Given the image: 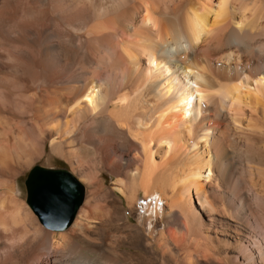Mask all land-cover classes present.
Segmentation results:
<instances>
[{"label":"bare ground","instance_id":"obj_1","mask_svg":"<svg viewBox=\"0 0 264 264\" xmlns=\"http://www.w3.org/2000/svg\"><path fill=\"white\" fill-rule=\"evenodd\" d=\"M48 149L89 188L64 248L18 197ZM256 213L264 0H0L4 264H165L187 242L186 264H264Z\"/></svg>","mask_w":264,"mask_h":264},{"label":"water","instance_id":"obj_2","mask_svg":"<svg viewBox=\"0 0 264 264\" xmlns=\"http://www.w3.org/2000/svg\"><path fill=\"white\" fill-rule=\"evenodd\" d=\"M27 203L44 227L66 231L85 197V187L66 168L36 165L25 181Z\"/></svg>","mask_w":264,"mask_h":264},{"label":"rangeland","instance_id":"obj_3","mask_svg":"<svg viewBox=\"0 0 264 264\" xmlns=\"http://www.w3.org/2000/svg\"><path fill=\"white\" fill-rule=\"evenodd\" d=\"M36 165H40V166L46 167V168H66L70 172H72L71 167L66 160L53 156L50 152V149H48L46 155L42 159L35 162L30 168H28L19 177V179L17 181V189H18V195H19L18 197L26 205V207L29 208V210H31V213L33 215H35V214L33 213L30 206L27 204V188H26L25 181H26L31 169L33 167H35ZM107 179H108V186L112 188L113 187L112 183H113L114 178L110 174H107ZM81 182H82L83 186L85 187L86 199H87L88 198L87 196L89 195V188L86 185V183H84L83 181H81ZM115 195H116L115 197L118 200V206L120 209H122V211L120 210V212H122V216L124 215V213H125V215L127 214V216L131 215L130 214L131 212L127 209V206L124 204V201H123V198L121 197V195L119 193H116ZM143 197H144V195L141 194V201H142ZM196 203H197V201H196ZM152 209H155V208L153 207ZM135 212H136L135 216L134 217L130 216L128 219L129 221L127 220V222H129L130 224H136L142 229L146 228L147 218L149 215L153 216V220H152L153 222H155V220H157V215L155 213V210H153L151 213L148 214V212H146V210L142 207L140 209V211L138 210V212H137L135 210ZM254 217H255L256 221H259V222L261 221L262 226H264V219L261 217L260 213L257 215H254ZM38 224L44 232H49V233H52L53 235L55 234L54 236L56 238V243L58 245H60V248H61V246H62V248H64L66 241L65 240L63 241V239L65 236H68V234L70 235L72 227L70 229L64 231V232H56V231H51V230L46 229L39 221H38ZM93 224L95 227H94L93 231L89 233V235L92 239L97 240V238H99L100 233L102 232L101 226H100L101 224H100V222H97V221H94ZM255 224H257V223H255ZM149 228H151V225L149 226ZM164 228H165V225H163L161 227V230H164ZM40 237H42V235H39L38 237H36L35 240L38 241L40 239ZM119 237H121L120 239L123 240L126 237V235H125V233H122V234L118 235V238ZM11 239H10L11 241L8 240L7 242H4L3 246L0 249V261L2 262V264L7 262L6 260L9 259V256L11 254V251H13V248H15V246H17L18 243L19 244L21 243L19 241L16 242V240L13 238H11ZM15 243H16V245H15ZM60 243H62V244H60ZM156 250L159 252V255H158L157 261H155L154 264H162L161 260L164 257V254L161 252L160 248L157 247ZM127 251L128 252L130 251V249L127 246L122 248V252H127ZM232 255H233V253H232ZM189 256H195V252H194L193 248L190 246L189 242H187L184 245V248L177 253V256L171 257L170 259H168L167 263H165V264H186V259ZM42 264H46V262H42Z\"/></svg>","mask_w":264,"mask_h":264}]
</instances>
